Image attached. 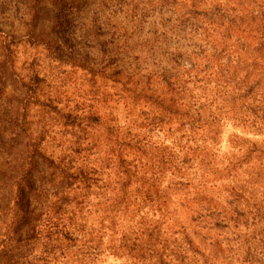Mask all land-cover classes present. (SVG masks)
I'll use <instances>...</instances> for the list:
<instances>
[{
  "label": "trees",
  "instance_id": "16d2710c",
  "mask_svg": "<svg viewBox=\"0 0 264 264\" xmlns=\"http://www.w3.org/2000/svg\"><path fill=\"white\" fill-rule=\"evenodd\" d=\"M64 7L73 105L0 92V264H264V0Z\"/></svg>",
  "mask_w": 264,
  "mask_h": 264
},
{
  "label": "rangeland",
  "instance_id": "374dc122",
  "mask_svg": "<svg viewBox=\"0 0 264 264\" xmlns=\"http://www.w3.org/2000/svg\"><path fill=\"white\" fill-rule=\"evenodd\" d=\"M72 1L0 0V92L5 87V92L9 93V90L21 81L33 82L39 88L37 93L40 101L53 100L63 111L66 106L73 105L71 93H68L63 84L81 83L82 72L68 70V74H63L66 68L53 59L52 52L40 43L50 41L51 44L59 45L69 31L73 30L76 36L79 34V20H72L73 11L64 7ZM75 1L81 5L84 12L82 16H92L98 11V5H101L102 9L105 7L104 11L108 16L114 15L116 11L118 20H121L123 12L127 10L125 8L130 7L132 0ZM92 8L96 11H92ZM30 32L37 39H30L32 44L23 43V39L25 41L29 38ZM2 109L0 108V111ZM40 115L44 116L41 106H33L28 111V116L34 120L39 119Z\"/></svg>",
  "mask_w": 264,
  "mask_h": 264
}]
</instances>
